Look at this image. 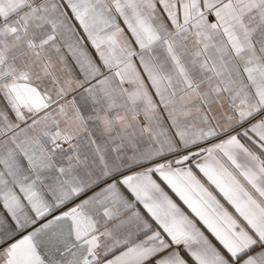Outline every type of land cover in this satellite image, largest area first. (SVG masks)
Returning a JSON list of instances; mask_svg holds the SVG:
<instances>
[{
	"label": "snow or ice",
	"instance_id": "6c2138e0",
	"mask_svg": "<svg viewBox=\"0 0 264 264\" xmlns=\"http://www.w3.org/2000/svg\"><path fill=\"white\" fill-rule=\"evenodd\" d=\"M0 264H264V0H0Z\"/></svg>",
	"mask_w": 264,
	"mask_h": 264
}]
</instances>
